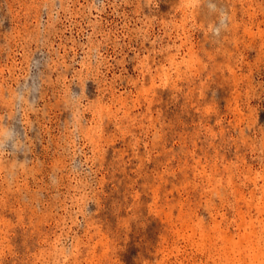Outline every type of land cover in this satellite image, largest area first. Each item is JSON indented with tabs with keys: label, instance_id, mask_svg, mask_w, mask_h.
I'll use <instances>...</instances> for the list:
<instances>
[{
	"label": "rangeland",
	"instance_id": "obj_1",
	"mask_svg": "<svg viewBox=\"0 0 264 264\" xmlns=\"http://www.w3.org/2000/svg\"><path fill=\"white\" fill-rule=\"evenodd\" d=\"M0 264H264V0H0Z\"/></svg>",
	"mask_w": 264,
	"mask_h": 264
}]
</instances>
